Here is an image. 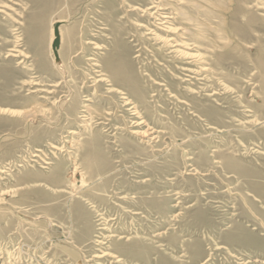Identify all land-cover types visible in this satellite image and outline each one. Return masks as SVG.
<instances>
[{
  "label": "rangeland",
  "instance_id": "1",
  "mask_svg": "<svg viewBox=\"0 0 264 264\" xmlns=\"http://www.w3.org/2000/svg\"><path fill=\"white\" fill-rule=\"evenodd\" d=\"M263 2L0 0V264H264Z\"/></svg>",
  "mask_w": 264,
  "mask_h": 264
},
{
  "label": "bare ground",
  "instance_id": "2",
  "mask_svg": "<svg viewBox=\"0 0 264 264\" xmlns=\"http://www.w3.org/2000/svg\"><path fill=\"white\" fill-rule=\"evenodd\" d=\"M166 1H168V0H166ZM264 3V2H263ZM171 15H166L164 18H171L170 17ZM170 20V19H169ZM169 20H167V21H164V22H162L163 23V26L164 25H166V24H169ZM64 20H58V21H56L55 22V24H54V26L52 27V36H51V51H52V53H53V55H54V60H55V63H57V65L58 66H63V62H62V59H61V56H60V52L59 51H57V49L56 48H53V43H54V41H55V39H56V34H55V27L57 26L58 27V33H59V36H58V38H59V43L61 44V42H62V33H61V25L62 24H64ZM169 29V28H168ZM184 33H187L188 35H190L191 37H194V35H195V31H193L192 29H189V28H187V29H185L184 31H183ZM197 46V45H196ZM199 47V46H198ZM185 48H188V49H191V48H189V47H185ZM192 50V49H191ZM186 53V56L188 57V58H196V60H194V61H198V62H200V63H198L199 64V67H198V69H196L197 71V74H203V73H208L209 71H210V68H209V66H208V64L206 63L207 61H205V59H204V57H203V55L205 54H203V55H201L199 52L198 53H191V52H185ZM206 55V54H205ZM204 55V56H205ZM195 72V73H196ZM85 107V109L86 110H88L89 108H88V106L87 105H85L84 106Z\"/></svg>",
  "mask_w": 264,
  "mask_h": 264
},
{
  "label": "water",
  "instance_id": "3",
  "mask_svg": "<svg viewBox=\"0 0 264 264\" xmlns=\"http://www.w3.org/2000/svg\"><path fill=\"white\" fill-rule=\"evenodd\" d=\"M55 34H56V39L53 43V48H56L59 46V38H58L59 33H58V27L57 26L55 27Z\"/></svg>",
  "mask_w": 264,
  "mask_h": 264
}]
</instances>
